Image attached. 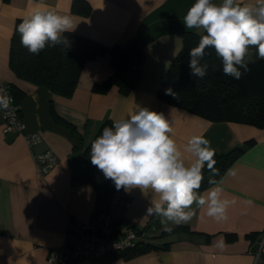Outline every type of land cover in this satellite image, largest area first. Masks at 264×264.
Masks as SVG:
<instances>
[{"label": "crops", "instance_id": "1", "mask_svg": "<svg viewBox=\"0 0 264 264\" xmlns=\"http://www.w3.org/2000/svg\"><path fill=\"white\" fill-rule=\"evenodd\" d=\"M86 1L90 12L82 15L72 11L73 0H0V83H11L24 92L19 101L23 122L20 131H4L0 109V264H76L69 260L50 262L48 254L52 248L63 247L72 218L86 220L94 211L97 193L89 179L83 150L103 122L133 114L136 105L164 113L172 122L171 135L181 151L193 135H204L215 153L251 143L228 167L234 168L237 175L227 176L225 172L220 178L224 197L236 198L228 208V219L217 222L206 215V209H196L191 221L182 224L198 234L182 230L161 234L164 228L159 218L145 215L148 203L156 198L154 194L139 189L125 191L127 203L111 211L113 236L120 237L133 228L142 231L146 242L169 245L129 259L114 258L110 264H264V128L210 120L173 106L157 94L163 75L183 46L185 34L203 33L186 30L182 22L194 0ZM46 7L70 15L77 25L73 32L106 46L120 45L130 52L141 50L138 85L126 95L115 85L105 93L92 90L93 84L113 72L108 54L85 61L70 97L16 77L8 66L15 21ZM250 57L249 62L259 59L255 53ZM51 105L59 116L76 126L82 141L54 121ZM30 131H38L42 137L31 146L25 136ZM47 149L56 154L58 163L47 174H41L34 156ZM184 156L189 158L187 153ZM210 187L199 191L204 193Z\"/></svg>", "mask_w": 264, "mask_h": 264}, {"label": "clouds", "instance_id": "2", "mask_svg": "<svg viewBox=\"0 0 264 264\" xmlns=\"http://www.w3.org/2000/svg\"><path fill=\"white\" fill-rule=\"evenodd\" d=\"M182 22L186 30L206 33L188 54L193 77L202 79L207 75L209 64L204 56L208 48L221 59L223 73L237 80L248 71L252 49L264 59V0H194ZM76 26L70 15L46 7L24 16L17 31L21 45L38 55L46 46H66L64 33L74 31ZM12 103L8 91L0 88V109L8 110ZM172 133V122L164 113L136 105L133 114L113 121L92 142L91 164L117 190L153 193L156 198L148 203L145 215L158 217L165 231L190 222L196 209H206V215L217 222L226 221L228 208L236 198L224 197L223 179L213 178L219 175V169L215 167L211 142L204 135H193L181 151ZM205 167L212 174L208 183L213 187L200 193ZM225 175L235 177L237 172L229 168Z\"/></svg>", "mask_w": 264, "mask_h": 264}, {"label": "trees", "instance_id": "3", "mask_svg": "<svg viewBox=\"0 0 264 264\" xmlns=\"http://www.w3.org/2000/svg\"><path fill=\"white\" fill-rule=\"evenodd\" d=\"M72 11L87 15L90 12V4L86 0H73ZM21 20L22 18H18L15 21L8 53V66L16 77L38 86H44L60 96L70 97L76 88L85 61L108 54L111 58L113 72L107 79L93 84L92 90L105 93L115 85L121 94L126 95L138 85L141 77L140 65L143 59L141 50L130 52L120 45L106 46L93 38L72 31L64 33L68 41L66 46L63 44L55 47L46 46L38 55H33L20 43L17 27ZM203 34L206 33L188 31L185 34L181 50L173 58L160 81L157 90L158 97L173 106L210 120L237 121L264 128V59L259 58L248 62V71L243 72L241 69L243 75L237 80L223 73L221 59L216 56L214 49L208 48L204 56V61L209 64L207 75L202 79L193 77L188 65V54L190 49L198 45L200 36ZM8 85L15 101L19 104L24 92L11 83ZM50 112L56 123L67 128L70 133L82 141L76 126L59 116L53 105L50 107ZM112 124L110 120L103 122L96 135L83 150L89 179L97 193L92 214L107 208L108 199L115 189L114 183L106 179L103 173L91 164L90 160L92 142L102 134L105 127H111ZM250 143L248 141L225 153H216L215 167L219 169V175L213 178L220 180L228 167L244 151L245 146ZM203 175L204 180L200 190L211 186L208 180L212 174L206 167ZM181 230L189 234L199 233L187 225H180L173 226L171 231L163 230L161 234ZM168 245L169 243L155 245L142 239L123 252L102 257L96 264H110L114 258L118 257L129 259L151 249H166ZM103 260L104 262H100Z\"/></svg>", "mask_w": 264, "mask_h": 264}, {"label": "built area", "instance_id": "4", "mask_svg": "<svg viewBox=\"0 0 264 264\" xmlns=\"http://www.w3.org/2000/svg\"><path fill=\"white\" fill-rule=\"evenodd\" d=\"M0 88L8 91L13 98V103L8 110H3L4 131H20L23 127L22 116L19 104L15 101L8 83L1 82ZM28 145H34L41 141V134L38 131H30L26 135ZM36 169L41 174H47L58 163L56 154L50 150H44L34 156ZM125 190L114 189L111 197L108 199L107 208L96 212L89 219L81 220L72 218L69 221L66 231L63 247L52 248L48 254V261H72L76 264H96L102 257L123 252L133 247L142 240V231L129 228L126 229L120 237L113 236V217L112 209L121 203H127L124 200Z\"/></svg>", "mask_w": 264, "mask_h": 264}, {"label": "rangeland", "instance_id": "5", "mask_svg": "<svg viewBox=\"0 0 264 264\" xmlns=\"http://www.w3.org/2000/svg\"><path fill=\"white\" fill-rule=\"evenodd\" d=\"M252 50H253L252 53H255V49H252ZM250 58H253V57H249V58H248V62H249V60H251Z\"/></svg>", "mask_w": 264, "mask_h": 264}]
</instances>
